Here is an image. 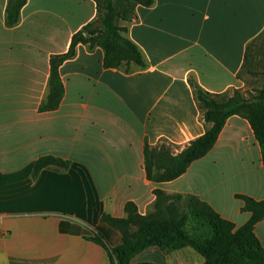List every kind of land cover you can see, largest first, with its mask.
Returning a JSON list of instances; mask_svg holds the SVG:
<instances>
[{
    "label": "crops",
    "instance_id": "obj_1",
    "mask_svg": "<svg viewBox=\"0 0 264 264\" xmlns=\"http://www.w3.org/2000/svg\"><path fill=\"white\" fill-rule=\"evenodd\" d=\"M0 0V264H110L122 234L102 221L126 218L127 203L145 216L155 190L196 196L236 229L251 213L240 196L264 201L262 148L250 121L230 117L216 144L178 179L156 183L146 145L173 155L210 128L193 83L211 94L247 91L242 78L264 36V0H155L122 22L146 66H104V50L79 44L59 75V107L50 93L51 59L97 20L95 0H27L14 26ZM259 44V43H258ZM46 157L66 162L35 172ZM264 247V220L255 228ZM132 264H205L191 247H151Z\"/></svg>",
    "mask_w": 264,
    "mask_h": 264
},
{
    "label": "trees",
    "instance_id": "obj_2",
    "mask_svg": "<svg viewBox=\"0 0 264 264\" xmlns=\"http://www.w3.org/2000/svg\"><path fill=\"white\" fill-rule=\"evenodd\" d=\"M27 0H10L7 9L8 26L16 25ZM98 5L97 20L85 26L73 36L68 53L51 59L50 93L42 109L59 107L64 86L59 75L60 65L76 55L79 44L90 49L104 50V66L120 68L136 64L146 66L139 47L128 38V29L120 22H131L137 6L152 7L155 0H95ZM196 100L210 128L200 138L192 141L181 153L173 155L167 145H146L145 169L149 180L156 183L170 182L182 176L190 165L206 156L214 147L227 120L235 115L248 119L262 148L264 160V87L256 96L247 98L244 91L234 90L223 94H211L193 83ZM59 164L61 160L46 157L40 159L35 172ZM154 211L143 216L134 203H127L126 218H114L104 214L102 221L122 234V243L108 247L102 236L93 238L104 246L111 258L110 264H132L141 252L158 247L166 252L191 247L205 259V264H264V247L255 233L256 225L264 220V201L244 200V210L251 213L250 220L236 229L234 223L222 218L208 203L196 196L168 194L155 190Z\"/></svg>",
    "mask_w": 264,
    "mask_h": 264
},
{
    "label": "rangeland",
    "instance_id": "obj_3",
    "mask_svg": "<svg viewBox=\"0 0 264 264\" xmlns=\"http://www.w3.org/2000/svg\"><path fill=\"white\" fill-rule=\"evenodd\" d=\"M256 45L258 48L250 52L247 66L242 73V78L248 83L247 91L244 93L251 99L264 87V36Z\"/></svg>",
    "mask_w": 264,
    "mask_h": 264
}]
</instances>
